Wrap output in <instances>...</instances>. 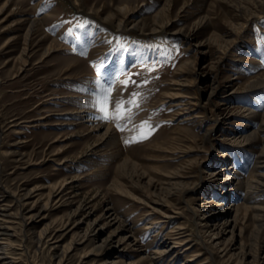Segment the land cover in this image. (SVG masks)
Instances as JSON below:
<instances>
[{
	"label": "rangeland",
	"instance_id": "rangeland-1",
	"mask_svg": "<svg viewBox=\"0 0 264 264\" xmlns=\"http://www.w3.org/2000/svg\"><path fill=\"white\" fill-rule=\"evenodd\" d=\"M117 42L140 56H122ZM98 67L129 79L114 83L112 104L127 109L140 94L124 131L116 121L95 128L80 112ZM215 77L219 95L207 102ZM263 79L264 0L10 1L0 11L1 255L15 264H264V191L246 189L264 148ZM196 99L202 117L185 120ZM144 121L153 130L141 140ZM240 131L255 135L239 142ZM165 247L173 253L162 259Z\"/></svg>",
	"mask_w": 264,
	"mask_h": 264
},
{
	"label": "bare ground",
	"instance_id": "bare-ground-1",
	"mask_svg": "<svg viewBox=\"0 0 264 264\" xmlns=\"http://www.w3.org/2000/svg\"><path fill=\"white\" fill-rule=\"evenodd\" d=\"M10 1H13V0H6L5 2H4V4L2 5V8H1V10L0 11H3L5 8H6V6L8 5V3L10 2ZM260 10V9H259ZM203 20V19H202ZM35 19L33 20V21H31L30 22V25H29V29H28V31H27V33H26V40H28L29 39V35H31V32L33 31V28H34V25H35ZM37 23V22H36ZM125 27V26H124ZM187 34V33H186ZM187 37H190L189 36V34L188 35H186V38ZM225 47V46H224ZM218 63H220V62H218ZM220 65V64H219ZM215 66V65H214ZM184 69V68H183ZM219 70V69H218ZM260 79V78H259ZM197 80V79H196ZM216 83V77L214 78V79H212L211 80V83H209V84H213L212 85V87H211V89H210V91H209V94H208V97H207V99H206V101L207 102H210V101H213V102H215L216 101V99H217V97H218V95H219V92H218V88L217 87H215L214 86V84ZM264 84V79L261 81V82H259L258 83V85H263ZM91 98V97H90ZM89 97L87 98H84V99H86V101H85V107H84V110L82 109L80 112H83V113H85L86 115H84V116H87L88 118H90L91 120H92V122H96V123H94V125H93V127H95V128H100V126H101V124H102V120L101 119H99V116H100V113L98 112L96 115L94 114V113H89V112H91V110H92V108L94 107V104H93V100H89V102H88V99H90ZM82 99V98H81ZM194 101V100H193ZM218 102H219V100H217ZM83 102V101H82ZM81 102V103H82ZM228 103H229V98L228 97H225L224 99H222V102L220 101L219 102V106H223V107H221V109L222 108H228ZM186 105H191V106H189V107H193L194 106V108L192 109V111L194 112V113H191V114H188V115H190V117H188V118H186L185 120H188V119H191L192 120V118H195V117H202V116H200V112H198L197 110H199V108L200 107H202V104H201V99H196L194 102H191V101H189V102H187V104ZM202 108H205V107H202ZM95 109V108H94ZM189 109V108H188ZM191 109V108H190ZM212 109V108H211ZM80 110V109H79ZM247 110V109H246ZM93 111H95V110H93ZM212 111V110H211ZM96 112V111H95ZM204 113V112H203ZM254 113V111L252 110V109H249L248 108V114H253ZM94 114V115H93ZM193 114H194V116H193ZM205 118H206V115L204 114L203 115ZM95 119V120H94ZM242 120V119H241ZM198 123V122H197ZM244 123H246V122H244ZM200 124V123H199ZM245 126V125H244ZM102 127V126H101ZM109 128V127H108ZM98 130V129H97ZM241 130V129H240ZM261 131H264V128H262L261 129ZM111 132V131H110ZM257 132V131H256ZM210 134H211V129H208L206 132H205V134L203 135V139H204V141H207V140H209L210 139ZM253 135H255V134H251V135H249L248 133H246L245 131H240V132H237V134L234 136L235 137V140L236 141H239V142H243V141H245V140H248L250 137H254ZM252 139V138H251ZM109 148H111L112 147V144H109V146H108ZM107 147V148H108ZM114 153H115V151H114ZM6 154V153H5ZM6 156V155H5ZM105 156H107V158H110L111 159V157L113 156V151H111L110 149H109V151L105 154ZM115 156V155H114ZM62 162H60V164H61ZM103 164V163H102ZM99 165H96L95 167H98ZM119 167V166H118ZM264 168V148L262 149V151L258 154V156L256 157V161L254 162V166H253V173L251 174V178H249L247 181H246V189H247V192L249 191V192H251L254 188H258L260 191H264V172H263V169ZM95 175H97V174H95ZM177 184H179V183H177ZM173 185H175V184H173ZM64 191H66V188H63L61 191H60V193H62V192H64ZM256 191V190H255ZM258 191V190H257ZM253 192V191H252ZM257 193V192H256ZM169 195H171V193L169 194ZM225 195V194H224ZM25 197H27V195H25L24 196V198H23V200L25 199ZM248 197V196H247ZM247 197H243L244 199H245V201H246V199H247ZM149 198V197H148ZM22 200V201H23ZM147 201H148V199H146ZM152 200V202L154 203V204H160V205H162V206H165L164 204H163V202L161 203V201H159L158 199H151ZM249 200V199H248ZM141 201H143L142 200V198H141ZM251 201V200H250ZM145 202V201H144ZM165 202V201H164ZM145 204V203H144ZM4 207V208H3ZM259 208V207H258ZM7 209V208H6ZM153 209H155V206L153 205ZM260 209V208H259ZM31 212V211H30ZM27 213V212H26ZM76 213H77V211H76ZM75 212L74 213H72L71 214V217L70 218H72V216L73 215H75L76 214ZM112 215H114L113 213L112 214H110L109 215V217L110 216H112ZM167 215H168V213H166L165 215H164V217H167ZM2 216V220H4L5 218H6V216L7 215H5V206H1V204H0V217ZM8 217V216H7ZM35 216H34V213H32V214H29V219H33ZM169 217H171V215L169 216ZM68 221H70V219L68 220ZM8 227V226H7ZM152 227V226H151ZM259 227H262V224L259 226ZM147 228H149V227H146V229ZM44 229V228H43ZM46 229V228H45ZM179 229H183V227H179ZM178 230V229H177ZM9 231H6V230H4V226H1V224H0V235H8L9 236V233H8ZM175 232V231H174ZM43 233V232H42ZM181 234V232H179V231H176L173 235H177V239H176V241H175V243H179V241L178 240H181L180 238H179V236H181L180 234ZM39 234H41V233H39ZM45 234V233H44ZM202 235V234H201ZM200 234H199V244L200 245H203V244H207V241L205 240V238H202V236H201ZM11 236V235H10ZM4 237L2 236V238H0V239H3ZM8 238V237H7ZM6 239V238H5ZM185 240V239H184ZM166 243V241H163L161 244H160V246L161 247H164L165 246V243ZM3 243L4 242H2L1 240H0V264H15V262H14V260L13 259H11V258H9L8 256H2L1 254H2V252H1V250H2V245H3ZM181 243V242H180ZM197 243V244H198ZM193 247V246H192ZM187 248H191V246H187ZM156 254H159V256L162 258V259H165V258H167V257H169V255H171L172 253H173V250L172 251H170V249L169 248H163V249H161L160 251H156L155 252ZM200 253V252H199ZM169 254V255H168ZM61 259V258H60ZM189 260H192V258L191 259H189Z\"/></svg>",
	"mask_w": 264,
	"mask_h": 264
},
{
	"label": "snow or ice",
	"instance_id": "snow-or-ice-1",
	"mask_svg": "<svg viewBox=\"0 0 264 264\" xmlns=\"http://www.w3.org/2000/svg\"><path fill=\"white\" fill-rule=\"evenodd\" d=\"M86 27V23L77 24L76 28L83 29ZM68 35H72L75 39H79V36H76L73 29H69ZM111 43V41H108ZM151 47V46H149ZM115 51L119 52L122 56L125 53H128L132 56H140V53L138 52H132L129 53L128 48L123 44L117 42L115 45ZM83 55V53H81ZM147 64L146 58L142 59V65ZM155 63L152 64V67L149 68V71L154 70ZM97 71V79L94 81L95 88L92 91L91 95L93 97V104L96 110L100 113L99 119L104 121L105 123L116 121L117 129L120 131L125 130V126L131 122L133 118V114L131 112V109L133 106L139 107L138 103L135 102V97L139 96L140 94L137 92L132 93V98H130L126 103L128 105L127 109L123 108V105L125 104V101L119 100L116 101L114 104L110 101L111 92L114 86V83L119 82L121 83L125 88L129 85V79H124L122 81H119L118 77L116 81H112L110 77L107 76L106 73L102 74L100 68L98 67L96 69ZM123 75L130 76V73H122ZM147 80H145L143 83L147 84ZM133 84H135V81H132ZM112 104V115H109V105ZM121 121H123L121 123ZM147 126V127H146ZM153 130L152 126L148 121L142 122L138 127L135 128V131L139 133L140 139H147L151 131ZM128 142V141H126Z\"/></svg>",
	"mask_w": 264,
	"mask_h": 264
}]
</instances>
